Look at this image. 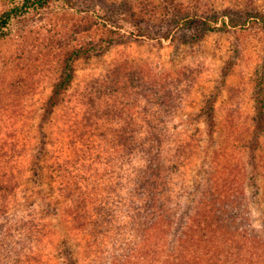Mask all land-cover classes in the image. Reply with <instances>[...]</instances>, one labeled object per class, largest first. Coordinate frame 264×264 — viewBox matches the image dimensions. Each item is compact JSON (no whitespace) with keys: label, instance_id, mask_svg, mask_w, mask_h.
I'll return each instance as SVG.
<instances>
[{"label":"rangeland","instance_id":"374dc122","mask_svg":"<svg viewBox=\"0 0 264 264\" xmlns=\"http://www.w3.org/2000/svg\"><path fill=\"white\" fill-rule=\"evenodd\" d=\"M11 1L0 0V14ZM256 15L264 17V0H59L54 10L13 23L0 40V131L18 135L26 146L18 161L30 178L39 168L58 176L56 164L69 157L78 164L76 178L95 179L98 165L90 160L105 153L118 182L127 178L121 168L127 167V149L121 151L119 140L124 132L138 146L150 132L163 133L165 150L175 137L184 139L192 164L173 174L181 225L221 150L252 176L260 89L264 95V25L245 21ZM208 20L218 28L210 31ZM224 21L231 26L224 29ZM236 21L240 26L232 27ZM79 50L86 54L73 65L72 86L48 114L65 62ZM256 183L260 196L252 197V187L246 192L253 222L261 227L264 176ZM43 188L42 195L59 197L57 184ZM21 190L0 230L35 209L45 214V204L32 194L41 188L30 181ZM60 218L47 219V229H54L53 247L46 249L56 256L51 264H69L61 243L72 236Z\"/></svg>","mask_w":264,"mask_h":264},{"label":"trees","instance_id":"16d2710c","mask_svg":"<svg viewBox=\"0 0 264 264\" xmlns=\"http://www.w3.org/2000/svg\"><path fill=\"white\" fill-rule=\"evenodd\" d=\"M58 3L59 0L11 1L0 14V40L10 35L16 21L52 11ZM260 16H253L245 23L256 20L264 25V17ZM206 25L210 31L218 28L209 20ZM230 26L224 21V29ZM237 26L240 21L232 27ZM84 54L86 51L79 50L67 58L64 76L55 87L48 114L59 106L61 96L71 88L73 65ZM257 110L255 143L250 148L252 176L245 174L244 165L226 160L229 154L221 150L216 161L211 162L210 175L201 186L195 207L181 225L178 207L182 197L173 174L186 173L183 170L192 164L190 145L184 139L175 137L173 147L165 150L161 145L163 133L150 132L138 146L133 134L124 132L119 140L121 151L127 149V167L121 165L127 178L118 182L112 172L114 160L102 157L105 153L90 160L91 165H98L95 179L76 178L73 170L78 164L69 157L56 164L58 176L53 172L45 175L39 168L30 178L25 175L23 162L18 161L26 146L18 135L0 131V220L7 219L19 204V193L30 181L41 188L32 194L36 193V198L45 204V214L40 207L41 215L39 209L30 215L21 214L0 230V264L54 262L56 256L46 251L48 245L54 244V229H47V219L53 217H61L68 224L72 239L63 240L61 254L69 258V264H264V225L254 224L250 196L246 192L252 187L255 188L252 197L260 196L256 180L264 176L262 89ZM214 124L210 117V125ZM108 172L112 177L105 179ZM54 184L60 189L58 198L42 195L43 185ZM59 199L62 209L54 206Z\"/></svg>","mask_w":264,"mask_h":264}]
</instances>
